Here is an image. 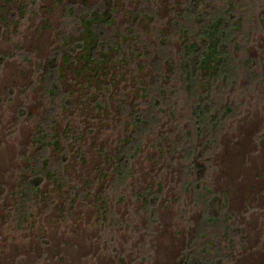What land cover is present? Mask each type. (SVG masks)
<instances>
[{
  "label": "rangeland",
  "instance_id": "rangeland-1",
  "mask_svg": "<svg viewBox=\"0 0 264 264\" xmlns=\"http://www.w3.org/2000/svg\"><path fill=\"white\" fill-rule=\"evenodd\" d=\"M189 1L0 0V264H264V0ZM225 14L226 70L192 78Z\"/></svg>",
  "mask_w": 264,
  "mask_h": 264
},
{
  "label": "trees",
  "instance_id": "trees-1",
  "mask_svg": "<svg viewBox=\"0 0 264 264\" xmlns=\"http://www.w3.org/2000/svg\"><path fill=\"white\" fill-rule=\"evenodd\" d=\"M189 6L191 9L195 10L199 6V2L196 0H190ZM108 15V11H103L101 14H95L94 16L88 17L84 20V24L86 25V31L88 33L89 37L90 35L94 39V44H89L87 43L88 39L87 37H84L83 43L80 44L81 48L86 49V53L84 55V59H88L92 62L98 61V54H96V50L98 49V45L102 42V33L101 29L99 26L95 25V21L98 18H101L100 20H104L105 17ZM138 17L135 19V22H137ZM231 16L229 14H225L222 18L215 20L213 25L210 28H206L205 30V38L207 43V48L205 49L204 52L199 55L197 52H189L185 51V57H186V65L185 68L188 70L189 75L192 77H195L197 75V72L199 70V66L204 67V66H211L213 67L214 73L212 74L213 80H215L219 76V70L223 69L224 71L226 70L225 62L227 61V58L225 55L227 54L228 51V44L227 41L230 37L231 34ZM90 46V47H89ZM115 46H119V43H116ZM192 47H195L193 45ZM221 54L223 57H219L218 55ZM224 63V64H222ZM192 77V78H193ZM191 78V79H192ZM197 113L199 115V118L202 120V114L204 113L203 109L197 110ZM133 125L134 127L139 130L140 126L139 123L141 121V117L139 115L133 114ZM197 116V115H196ZM48 137L46 134L43 136L41 139H39L41 142V150H40V159H44L45 161H49L48 157L46 156L48 147L51 146H58L60 143L58 138L56 136L52 137L51 141H48L46 139ZM61 144V143H60ZM135 142L129 141L127 144L122 146L121 150L116 154V160H115V166H114V182L118 187L120 185H123V183L127 180L131 168V162L132 159L135 157ZM39 159V160H40ZM65 157L59 160L57 167H54L55 173L50 172L53 168L51 165H47L41 170L46 174L48 179H56L58 176L57 170L61 168V165L65 161ZM39 164L36 166L38 167ZM36 167V168H37ZM59 167V168H58ZM53 171V170H52ZM40 177V176H38ZM41 178V177H40ZM41 179L36 178L27 183L25 185L26 191L28 193H32L33 191H37L41 185ZM63 181L65 183L68 182V179L66 176H63ZM210 208H212L213 202L210 203ZM189 264H205L204 261L200 260L199 257L194 256L189 260Z\"/></svg>",
  "mask_w": 264,
  "mask_h": 264
}]
</instances>
